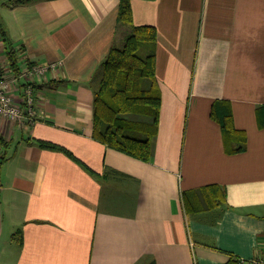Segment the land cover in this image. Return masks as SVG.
Wrapping results in <instances>:
<instances>
[{
  "label": "crops",
  "instance_id": "0c3cea01",
  "mask_svg": "<svg viewBox=\"0 0 264 264\" xmlns=\"http://www.w3.org/2000/svg\"><path fill=\"white\" fill-rule=\"evenodd\" d=\"M16 1L0 0V22L22 62L49 70L32 86L33 123L0 116V264L264 257V0H132L133 23L158 33L149 162L93 139L89 84L122 40L119 0ZM0 76L15 77L1 38ZM217 102L230 106L231 144L211 116ZM211 186L218 206L188 215L184 194L202 200Z\"/></svg>",
  "mask_w": 264,
  "mask_h": 264
},
{
  "label": "trees",
  "instance_id": "16d2710c",
  "mask_svg": "<svg viewBox=\"0 0 264 264\" xmlns=\"http://www.w3.org/2000/svg\"><path fill=\"white\" fill-rule=\"evenodd\" d=\"M18 2L20 0L16 1ZM131 2L132 0H119L117 28L125 30L123 39L113 43L89 84L94 97L93 139L108 148L149 162L153 157V143L158 133L161 106L155 77L158 33L153 26H136L133 23ZM0 38L4 44L9 69L15 77L20 78V50L11 43L1 22ZM28 85L35 83L19 80L20 92L23 93ZM211 116L219 121L227 143L231 144L232 139L237 138V130L233 128L230 106L217 102L212 107ZM1 141L3 139L0 137ZM32 142L39 148L59 151L80 162L63 146L43 140ZM241 150L242 145L236 149L230 148L228 152L236 153ZM213 188L211 186L201 190L202 200L184 194L188 215L218 206V201L212 199ZM238 260L231 258L226 264H241V260Z\"/></svg>",
  "mask_w": 264,
  "mask_h": 264
},
{
  "label": "built area",
  "instance_id": "2783aa9c",
  "mask_svg": "<svg viewBox=\"0 0 264 264\" xmlns=\"http://www.w3.org/2000/svg\"><path fill=\"white\" fill-rule=\"evenodd\" d=\"M24 68L21 71L20 78L13 77L8 80L0 76V116L9 118L13 121H23L28 118L29 123L34 122L35 107L34 94L32 85H28L23 92L21 99L17 100L12 94V83L16 86L19 80L26 83L41 82L45 79L49 70V65L33 64L24 61ZM241 264H264V257L253 259L250 261L241 260Z\"/></svg>",
  "mask_w": 264,
  "mask_h": 264
},
{
  "label": "rangeland",
  "instance_id": "374dc122",
  "mask_svg": "<svg viewBox=\"0 0 264 264\" xmlns=\"http://www.w3.org/2000/svg\"><path fill=\"white\" fill-rule=\"evenodd\" d=\"M124 33H125V30L123 31H121V37H122V39H123V36H124ZM120 36V35H119ZM121 42V41H120ZM28 62V61H27ZM23 64H22V69L24 68V64H25V62H22ZM34 64V63H33ZM21 69V70H22ZM33 86V85H32Z\"/></svg>",
  "mask_w": 264,
  "mask_h": 264
},
{
  "label": "bare ground",
  "instance_id": "6f19581e",
  "mask_svg": "<svg viewBox=\"0 0 264 264\" xmlns=\"http://www.w3.org/2000/svg\"><path fill=\"white\" fill-rule=\"evenodd\" d=\"M255 256V255H254ZM238 260V259H237ZM239 261V260H238ZM233 262V261H232ZM234 263V262H233ZM239 263V262H238Z\"/></svg>",
  "mask_w": 264,
  "mask_h": 264
}]
</instances>
